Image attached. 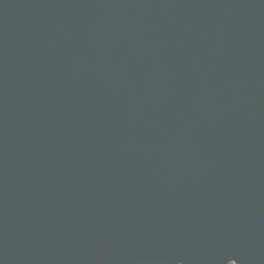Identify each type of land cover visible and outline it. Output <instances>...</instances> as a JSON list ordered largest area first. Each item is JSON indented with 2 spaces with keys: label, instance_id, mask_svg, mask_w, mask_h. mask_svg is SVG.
I'll list each match as a JSON object with an SVG mask.
<instances>
[{
  "label": "water",
  "instance_id": "95a60500",
  "mask_svg": "<svg viewBox=\"0 0 264 264\" xmlns=\"http://www.w3.org/2000/svg\"><path fill=\"white\" fill-rule=\"evenodd\" d=\"M0 264H264V0H0Z\"/></svg>",
  "mask_w": 264,
  "mask_h": 264
}]
</instances>
